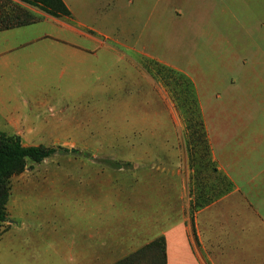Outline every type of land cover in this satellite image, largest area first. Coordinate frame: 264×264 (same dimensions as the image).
Here are the masks:
<instances>
[{"label": "rangeland", "instance_id": "rangeland-1", "mask_svg": "<svg viewBox=\"0 0 264 264\" xmlns=\"http://www.w3.org/2000/svg\"><path fill=\"white\" fill-rule=\"evenodd\" d=\"M112 11L127 12L128 28L106 32L148 57L113 59L107 86L123 80L108 91L113 108L48 136L76 139L22 141L67 151L11 179L0 264H114L179 222L201 231L202 210L234 191L214 154L234 168L252 119L264 118V61L252 62L264 0H122ZM34 20L0 0V28Z\"/></svg>", "mask_w": 264, "mask_h": 264}, {"label": "crops", "instance_id": "crops-1", "mask_svg": "<svg viewBox=\"0 0 264 264\" xmlns=\"http://www.w3.org/2000/svg\"><path fill=\"white\" fill-rule=\"evenodd\" d=\"M12 1L35 20L0 28V135L21 141L74 140L48 136L65 131L62 127L90 125L97 109L113 108L108 91L114 84L123 85L122 76L109 86L104 79L112 72L113 59L136 63L148 56L131 47L128 38L113 40L106 32L128 28L127 12L123 21L112 11L122 0H62L70 19ZM258 31L252 23V62L264 61V39ZM97 77L104 79L99 93ZM239 149L234 168L221 165L214 154L234 191L202 210L201 231L195 233L179 222L163 235L167 264H252V249L257 253L254 261L264 264V118L252 119V136Z\"/></svg>", "mask_w": 264, "mask_h": 264}, {"label": "trees", "instance_id": "trees-1", "mask_svg": "<svg viewBox=\"0 0 264 264\" xmlns=\"http://www.w3.org/2000/svg\"><path fill=\"white\" fill-rule=\"evenodd\" d=\"M18 1L39 8L44 13L55 18L70 19L72 17L62 0ZM30 23H23L18 26ZM190 84L192 85L191 82ZM192 88L194 87L192 86ZM194 94L195 91L192 90L190 93L192 102ZM200 125L204 126V123L201 122ZM205 136L208 140L207 132ZM61 150L67 151L66 149L50 147H27L23 145L19 137L5 134L0 135V227L8 218L7 203L10 197L11 179L23 173L29 162L42 163L46 159L55 156ZM114 264H167L166 240L164 236L155 239L137 252L124 257Z\"/></svg>", "mask_w": 264, "mask_h": 264}]
</instances>
